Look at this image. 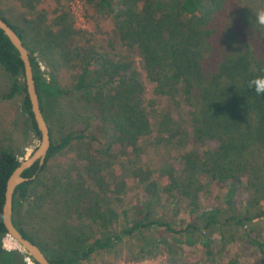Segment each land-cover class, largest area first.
<instances>
[{
    "label": "trees",
    "instance_id": "trees-1",
    "mask_svg": "<svg viewBox=\"0 0 264 264\" xmlns=\"http://www.w3.org/2000/svg\"><path fill=\"white\" fill-rule=\"evenodd\" d=\"M39 1L28 0L26 8L31 10ZM95 7L112 16L113 35L125 48L135 49L140 55L145 76L155 83V94L166 95L169 104L186 108L184 117H174L166 104L154 114V122L151 121L153 101L145 100L144 82L127 55L115 61L102 50L72 46L67 41L73 34L71 26L57 17L55 29L38 15L32 22L26 19L27 26L23 27L13 24L0 11V17L16 31L29 51L40 107L50 134L44 163L35 162L25 169L21 175L28 179L14 189L12 221L51 264H78L98 251L121 247L134 236L138 243L126 252L131 260L151 256L159 250L175 260V255L184 251V245L197 242L202 244L205 254L211 255L212 231L218 229L217 236L223 237L222 227L226 222L242 227L252 218L264 219V96L255 92L257 86L264 87V0H175L167 7L156 6L154 0H117L116 3L96 0ZM37 50L42 55L40 58L35 55ZM39 59L46 60L53 70L58 66L72 68L71 87H61L53 76L47 78ZM0 65L13 78L0 98L21 94L23 111L39 136L20 79L23 63L1 29ZM74 92L81 93L87 103L88 113L83 115L82 127L53 140L49 121L54 122L58 117L55 105L60 97ZM180 121L186 123V128ZM153 132L157 143L159 137L167 142L175 140L176 146H183L189 140L191 148L179 155L178 167L169 165L160 170V176L167 177L164 184L151 179L148 168L134 170L141 185L140 200L134 218L125 219L120 229H103L99 235L88 236L84 243L77 239L82 243L79 246L63 238L64 244L54 249L36 239L21 220L15 219V211L23 206L49 158L70 148L75 140L102 135L106 146L101 151L110 150L118 143L130 146L137 153L139 140ZM21 160L14 152L0 149L1 235H6L2 222L6 180ZM89 171L93 184L101 186L103 177L97 175L100 170L90 167ZM204 184L223 192V205L200 207ZM241 193L245 196L238 202L236 197ZM93 194L86 208L80 209L85 194L70 197L69 201L74 203L76 211L84 213L95 207L98 210L95 217L106 222L104 228L113 225L117 213L108 207L100 211L97 194ZM164 194L169 202L162 205ZM163 207L173 210L169 218L164 216ZM181 209L186 211L188 220L176 228L174 221ZM95 217L90 218L92 223ZM155 230L168 235L160 234L157 239L146 235ZM250 231L244 230L246 243L263 248L264 241ZM18 256L20 264H25L22 255ZM234 263L229 259L226 264ZM252 264H264V257Z\"/></svg>",
    "mask_w": 264,
    "mask_h": 264
},
{
    "label": "rangeland",
    "instance_id": "rangeland-1",
    "mask_svg": "<svg viewBox=\"0 0 264 264\" xmlns=\"http://www.w3.org/2000/svg\"><path fill=\"white\" fill-rule=\"evenodd\" d=\"M27 1L0 0V11L13 24L23 27L27 26L26 19L32 22L33 17L38 15L55 29L57 26L54 25V19L57 17L65 25L71 26L73 34L67 41L72 46L102 50L115 61L125 59L127 55L142 77L145 100L153 101L154 113L151 121L154 122L156 117L154 114L166 104L169 105L167 108L174 117L179 119L184 117L186 108L169 104L166 95L155 94L153 91L155 83L145 76L140 55L135 49L125 48L123 43L113 35L112 16L105 11L99 12L95 7L96 0H40L31 10L26 8ZM113 1L117 2V0ZM173 2L175 0H154L156 6L162 7H167ZM27 41L30 43V40ZM35 55L38 58L42 56L39 50L35 52ZM45 61L44 59L39 61L45 76L55 77L61 87H71L74 74L72 68L58 66L53 70ZM12 80L13 78L0 65V95L8 91ZM22 98L21 94L8 99L0 98V149L10 150L20 159L26 158L39 143V136L34 133L23 111ZM55 107L59 112L58 117L54 122L49 121L53 140H57L68 131L82 127L83 115L88 113V110H86L87 103L81 98V93L74 92L60 97ZM180 123L186 128L185 122L180 121ZM155 139V132L140 139L138 142L140 151L137 153L130 146L118 143H114L110 150L101 151L106 146L102 135L95 138L85 136L83 139L75 140L70 148L49 158L38 181L34 183L29 196L23 202V206L15 211V219L21 220L27 232L34 235L36 239L45 241L54 249L64 244L63 238L79 246L88 236L99 235L103 229L109 231L113 228L120 229L125 219L129 221L134 218L140 200L141 185L134 170L140 167L148 168L152 173L151 179L159 180L161 184H164L167 182V177L160 176V170L169 165L178 167L179 155L191 148L189 140L183 146H176L175 140L167 142L159 137L157 143ZM90 167L100 170L97 175L103 177V183L101 182L103 187L93 184L90 178L92 174V171H89ZM93 192L97 194V207L99 205L100 211L108 207L117 213V219L113 225L104 228L106 222L103 218L95 217L94 213L98 212L95 207L93 211L84 213L83 210L76 211L74 203L71 204L69 201L70 197L85 194L86 197L80 209L86 208L89 196L92 195L91 198L94 196ZM222 195L223 192L218 191L213 185L204 184V189L200 192V207L223 205L221 204ZM242 195H237L238 202L241 198L244 199L245 193ZM168 202L164 194L162 205ZM239 209L242 211V204ZM162 212L169 218L173 210L163 207ZM249 214L253 215V213ZM92 217L96 218L94 223L90 220ZM176 217L174 221L176 228L182 227L188 220L186 211L182 209ZM244 230H251L252 235L264 241V219L255 217L245 221L242 227L226 222L222 227V232H225L223 237L217 236L218 229L212 231L214 242L211 244V255L205 254L204 247L197 242L194 245H184L182 247L184 251H179V254L175 255V260L162 250L155 251L151 256L131 260L127 258L126 252L137 245L138 238L134 236L125 240L121 247L98 251L78 264H170L173 260V264H226L229 259L234 260V264H252L255 260L264 257V247L257 249L249 246L243 238ZM160 234L168 235L161 230L151 231L146 235L157 239ZM77 239L82 240V243ZM223 243L224 249L221 248ZM19 248L9 236L0 234V264H20L19 253L22 255V262L34 264Z\"/></svg>",
    "mask_w": 264,
    "mask_h": 264
},
{
    "label": "water",
    "instance_id": "water-1",
    "mask_svg": "<svg viewBox=\"0 0 264 264\" xmlns=\"http://www.w3.org/2000/svg\"><path fill=\"white\" fill-rule=\"evenodd\" d=\"M0 29L16 48L19 58L23 63V73L20 78L24 83L32 118L39 133V143L37 147L26 158L20 161L6 180L4 201L2 205V222L6 229V235L18 244L20 251L27 255L29 259L37 264H51L44 252L34 242L24 237L12 221V197L14 189L18 184L28 179L21 175L25 169L32 166L35 162H38L39 165L44 163L50 146V134L40 107L29 51L17 35L16 31L1 17Z\"/></svg>",
    "mask_w": 264,
    "mask_h": 264
},
{
    "label": "clouds",
    "instance_id": "clouds-1",
    "mask_svg": "<svg viewBox=\"0 0 264 264\" xmlns=\"http://www.w3.org/2000/svg\"><path fill=\"white\" fill-rule=\"evenodd\" d=\"M255 92L257 93V95L264 96V87L257 86L255 88Z\"/></svg>",
    "mask_w": 264,
    "mask_h": 264
}]
</instances>
